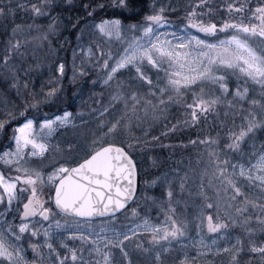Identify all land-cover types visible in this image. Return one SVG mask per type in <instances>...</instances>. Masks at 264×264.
<instances>
[{
    "label": "snow or ice",
    "instance_id": "obj_1",
    "mask_svg": "<svg viewBox=\"0 0 264 264\" xmlns=\"http://www.w3.org/2000/svg\"><path fill=\"white\" fill-rule=\"evenodd\" d=\"M157 4L160 0H155L151 14L142 21L127 25L99 12L108 7L129 10L132 0L81 4L86 20L72 25L79 29L72 80L86 77L93 87L99 84L111 90L107 103L100 93V107L87 121L83 114L67 109L51 118L31 114L47 101L59 99L63 89L56 85L66 74L63 60L50 66V71L58 73L49 80L52 86L25 93L19 105L10 102L0 119V133L6 139L0 150V264H137L134 253L138 251L150 258V264H169L164 254L171 251L174 241L182 243L189 234V204L183 202V211L176 206L191 184L198 186L197 195L204 201L193 205L201 230L199 257L211 254L221 264H264V242L257 244L250 236L247 250L238 237L235 244L229 243L228 229L237 221L227 211L234 209L242 216L249 234L264 232V139L260 138L264 135V0H229L219 8L212 0H197L179 21L166 15L175 11L171 5L157 8ZM59 7L55 0H0V18L7 20L21 8L34 17L47 16L51 20L47 31L32 39L52 47L59 34ZM220 9H226L227 15ZM20 28L12 29L0 49V75L12 82L17 93L21 72L28 76L31 68H24L27 53L23 49L28 40L16 38ZM113 37L119 42L116 50L104 43ZM27 84L23 80V86ZM141 88L146 89L143 95L138 91ZM120 102L138 120L161 122L160 136L151 135V124L144 133L153 143L161 136L179 138L192 127L201 130L187 145L201 150L202 173L181 175L177 166L150 182L162 188L161 197L152 198L165 207L162 223L141 217L137 208L131 209L134 219L128 225L120 222L122 213L128 219L129 201L135 202L138 172L131 140L140 143L138 137L124 135V119L113 115ZM173 105L183 108L182 118L172 115ZM93 121L95 126L90 127ZM217 123L223 130L213 135ZM69 131L71 139L60 138ZM178 142L187 146L182 139ZM208 187L213 189L212 196ZM249 189L256 193L252 199ZM238 201H242L239 207ZM249 205L260 214L244 215ZM222 206L226 209L223 216ZM253 220L258 229L249 226ZM204 227L216 234L210 244L203 238ZM221 238L225 246L217 243ZM68 240L79 241L80 246ZM29 248L32 258L27 255ZM183 257L173 258L172 264H194L187 252Z\"/></svg>",
    "mask_w": 264,
    "mask_h": 264
},
{
    "label": "trees",
    "instance_id": "obj_2",
    "mask_svg": "<svg viewBox=\"0 0 264 264\" xmlns=\"http://www.w3.org/2000/svg\"><path fill=\"white\" fill-rule=\"evenodd\" d=\"M165 1V0H164ZM167 1V0H166ZM25 2V0H22ZM41 0H38V3ZM86 2V0H55V3L59 4L60 7L56 9V11L60 14L61 20L58 22L59 26V34L55 40H52V47H49L48 43L42 42L39 39H36L34 45L31 47L34 50L30 49V45H26L23 49L27 56L25 58L24 68H30V72L28 76H24L23 72H21V89L20 93H17V90L11 87V81L8 80L7 85L2 86V92L7 102H14L19 105L22 103V99L26 98L25 93H32L33 91L39 92L41 91V86L49 87V80L53 75H58V73L54 72V70L50 71V66L53 63H57L59 60H63L66 64V74L65 77L60 81L57 87H62L63 91L59 93V99H53L47 101L46 104L40 107L39 111L35 109L32 110L31 114L36 115L38 118L44 116V114H48L51 116L53 114L59 113L64 109L71 110L76 114H83L84 119L87 121L89 119V114L100 107L101 96L100 93H104L103 102L107 103L110 98V89L103 88L101 85L97 84L96 87L92 86L91 79L86 77H77L76 81L72 80V63H73V48L76 47L77 44V35L79 33V29H74L72 27L73 24H76L78 20L85 21L86 16L81 7V4ZM100 3H109V0H99ZM115 0H112L114 3ZM178 3H171V0L168 1V4H171V7H175L174 5H178L177 9L185 10L188 8L189 4H192L194 0H175ZM187 2V5H186ZM229 2V0H212V3L219 8L221 3ZM155 0H132V8L129 10H121L118 7H108L104 11L99 12L100 16L105 18H119L123 21L125 25L135 23L137 21H142L145 16L151 14V9ZM166 3V2H165ZM165 3H161L164 5ZM159 7V5L157 4ZM168 7V6H167ZM189 11L191 9H188ZM19 11V10H18ZM15 13L13 17L8 18L7 20H3L5 23L0 22V49L3 48L5 42L9 39L12 29L16 27V25H20L22 22L26 24H31L30 17H26L24 15H20L21 13ZM226 13V9H221ZM185 16V11H183ZM223 13V12H222ZM27 15V14H26ZM46 21L43 19H38V23L42 24V22L47 23L51 21L48 17H45ZM91 23V21H87ZM17 38V37H16ZM20 39V38H19ZM51 40L52 38L49 37ZM87 39V36H86ZM22 40V39H21ZM98 42V41H94ZM104 43L107 47L116 50L119 47V42L111 40V42L105 40ZM29 44V43H28ZM34 46V47H33ZM36 47V48H35ZM78 61V60H77ZM99 71L98 69L96 70ZM2 76V75H0ZM95 78V73L93 77ZM23 80H28L27 87L23 86ZM10 81V83H9ZM1 82V81H0ZM1 85V84H0ZM138 91L143 95L146 93V89L141 88ZM150 98V97H149ZM189 102H191L189 100ZM9 106V105H8ZM119 107L116 105L115 112L113 115L116 118H123L126 127L124 128V135L128 137H138L140 139V143H137L135 139L131 140V143L135 146L131 149V154H133V158L137 161V167L139 172V187L137 191L138 198L144 190L146 183L152 181L154 176H158V173L163 171H168L169 169L176 168L177 166L181 169V175L184 172H188L189 175L195 171L197 174L202 173L204 165L200 162L201 150L198 148H194L191 145H187L188 139H194L195 136L201 131L197 127H192L190 129H186L183 132V135L179 138L173 137H163L158 142L153 143L151 138L145 136L144 133L149 131V124H151V135L152 136H160L163 131L161 122L159 120L151 121L149 119H145V125H143V119L138 120L136 117L132 116L131 111H126L127 113L120 112ZM173 116L178 118L183 117V108L178 105H173L170 109ZM223 111V109H222ZM129 114V115H126ZM212 117L209 118V122L212 121ZM170 122H174L169 117ZM235 122L237 124L240 123L239 118L237 117ZM15 125L13 124L12 127ZM95 126V121L92 122L90 127ZM12 127L8 129V135H11ZM205 128H207V124H205ZM216 130H223V125L217 123V128L213 129V135H215ZM2 137L0 139V150L3 148L4 143H6V139L1 133ZM260 135V134H258ZM261 139H264V135L260 136ZM71 139V133H70ZM178 139H182L185 142V146H181L178 142ZM226 142V141H225ZM171 145V146H169ZM259 147V144H257ZM154 160L156 163L154 164ZM198 186L196 184H191L186 186V190L183 194L180 195V199L184 201L196 200L199 204L203 203L202 197L197 195ZM206 191L213 194V189L208 187ZM191 192V195L189 194ZM250 192V199L255 197L256 193ZM186 193V194H185ZM185 194V195H184ZM183 196V197H182ZM259 202V201H257ZM134 202H131L127 207L132 208ZM183 205V203H181ZM249 209L254 210L255 208L251 205L248 206V210L244 215H258L260 214V210L249 211ZM239 221L243 223L242 216L238 215ZM249 226L253 228L259 227V225L253 220L249 222ZM237 235L241 241L244 242L245 250L250 247L249 237L257 242V244L264 242V232L256 231L254 233L249 234L244 227L237 231ZM245 259L248 257L245 256Z\"/></svg>",
    "mask_w": 264,
    "mask_h": 264
},
{
    "label": "rangeland",
    "instance_id": "obj_3",
    "mask_svg": "<svg viewBox=\"0 0 264 264\" xmlns=\"http://www.w3.org/2000/svg\"><path fill=\"white\" fill-rule=\"evenodd\" d=\"M160 1H161V3H165V2L166 3L164 5L158 4L159 7L164 6L165 8H168L167 6L171 5V4L167 3L170 0H167V1L166 0L165 1L160 0ZM20 2H22V0H20ZM31 2L32 3H38V0H31ZM196 2H197V0H194V2L192 4H195ZM171 3L173 4V3H178V2H175V0H171ZM186 5H187V2H186ZM174 6L175 7H171V9H174L175 11L169 10L166 12V15L168 16L169 20H171V21L183 20L185 18L183 11H185V10L177 9V6H179V4L174 5ZM156 7L159 8L157 5H156ZM151 11H152V9H151ZM220 11H221V9H220ZM18 13H21L20 14L21 16L24 15L26 17H30L31 24H28L26 26V24H24L22 22L20 24L21 28L17 29V33H18L17 38H20L22 40H28L29 44L27 43V46L30 45L29 46L30 49L34 50L31 46L32 45L35 46L34 42L36 39H32V37H39L42 32L47 31V25L49 23H51V21H48L47 23L42 22V24L38 23L37 21H39V20H37V18L43 19V21H44L46 19L45 17H47V16L34 17V14L30 10H28L27 8L19 9ZM221 14L225 15L226 13H224V11H221ZM113 18H116V17H113ZM3 20H4L3 18H0L1 23H5ZM29 25L32 26L31 30H28ZM37 26H41V27L38 28ZM105 40L109 41L107 38ZM111 40L117 41V38L113 37V38H111ZM79 63H80V61L78 60L77 64H79ZM163 75H164L163 72H161V76H163ZM0 81H1L0 82V84H1L0 89H2L3 84H4V86L7 85L8 80H6L4 78V76L2 75V76H0ZM9 83H10V81H9ZM11 103H14V102H11ZM11 103L9 104L7 102V99L3 95L2 90H0V119L4 118L5 111H6V109L11 107ZM116 105L120 108L119 111L121 113L122 112L127 113L125 110L124 104L122 102L117 103ZM61 113H62V111L49 116V118H51L55 115H59ZM126 115H129V114H126ZM42 118L43 117H41V119ZM141 121H143V125H145V119H143ZM61 131H63V130H61ZM70 133H71V131H69L67 133H63V135L60 138L70 139ZM1 137H2V135L0 133V139H1ZM1 150H3V148ZM0 167H2V162H0ZM159 174L160 173H158V175ZM161 193H162V188L159 184L152 185L150 182L146 183V186H145L144 190H142V193L139 196V198H138V196L135 197V202H134L132 208H137L138 213L141 217L149 216L153 222L162 223L164 220L165 207H162L160 205L159 201H157L156 203H153V201H152L153 197H157V198L161 197ZM208 195L212 196L213 194H211L209 192ZM179 199H180V196H179ZM186 202H188V204H189V207H188L187 213H186L187 218L190 221V223H189V234L186 238H183L182 243H176L174 241L171 251L164 254L165 258L168 259L169 264H172L173 258L178 256L180 259H183L184 258L183 253L187 252V254L193 258L194 264H221L220 259L217 257H214L211 254H209L206 259H202L199 257L198 253H199L200 249L197 247V245L201 239V230L198 229V227H197L199 222L195 220V215H194L195 214V208L193 207L194 204H199V203L196 200H189ZM182 203H183V201H182ZM241 203H242V201H238L236 206L239 207ZM176 207H177L178 211H183V205L180 204V205H177ZM132 208L128 209V212H127L128 219H125V214L122 213L120 215V222L122 224L128 225L129 222L134 219L132 217V214H131ZM256 210H257V208H255L254 210L249 209V211H256ZM0 211H3V208H0ZM225 211H226V209L222 206L221 210H220L222 216H223ZM227 211H229L231 213V215L237 221L236 223L231 224L229 229H228V233L232 238L229 241V243L235 244L236 238L238 237L237 231L243 227L242 226L243 223L241 221H239L238 215H240V214L236 213L234 209H227ZM136 222L138 223L139 221L137 220ZM202 232H203L204 240L209 244L211 243V239L215 238V236H216V234H214V233H208L206 227L203 228ZM64 235L66 236L67 234L65 233ZM145 235H147V234H145ZM41 239H42V237H41ZM33 242H39V241L34 239ZM53 243H55L57 245V247H60L59 239L54 238ZM68 243H70L74 246H80L79 241L68 240ZM217 243L220 246H225V240L223 238L219 239L217 241ZM147 246H148L147 244L144 245V247H147ZM25 247H27V242H25ZM27 255L29 258H32V256H33V252L30 248L28 249ZM45 255H47L46 246H45ZM87 257H88V253H85L86 261H87ZM134 259L137 261V264H150V258L147 257L142 251L135 252L134 253Z\"/></svg>",
    "mask_w": 264,
    "mask_h": 264
},
{
    "label": "water",
    "instance_id": "obj_4",
    "mask_svg": "<svg viewBox=\"0 0 264 264\" xmlns=\"http://www.w3.org/2000/svg\"><path fill=\"white\" fill-rule=\"evenodd\" d=\"M137 172H138V167H137ZM139 173H138V175H137V177H136V194H135V196L137 195V191H138V187H139ZM132 201H129V203H128V205L131 203Z\"/></svg>",
    "mask_w": 264,
    "mask_h": 264
}]
</instances>
